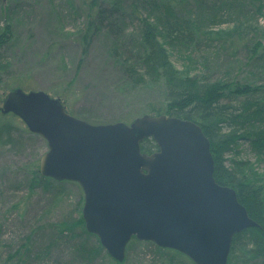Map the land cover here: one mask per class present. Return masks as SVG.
<instances>
[{
  "label": "rangeland",
  "instance_id": "obj_1",
  "mask_svg": "<svg viewBox=\"0 0 264 264\" xmlns=\"http://www.w3.org/2000/svg\"><path fill=\"white\" fill-rule=\"evenodd\" d=\"M91 1L0 2V110L7 93L16 88L58 98L69 114L91 124H130L150 115L149 105L164 108L163 82L148 81L134 89L122 73L123 58L117 50L127 55L130 49L129 36L137 26L130 5L136 0L95 1L105 10L103 25L110 29L101 27L84 55L82 33L88 21L97 19ZM169 1L177 16L205 24L186 42L192 44L171 54L178 71L210 81L264 85V60L250 56L255 43L264 46V0ZM120 4L122 11L114 12ZM121 13L123 21L117 18ZM214 16H222L223 23L209 25ZM116 43H121L117 49ZM6 122L25 132L18 117L0 111V124ZM46 151V141L39 136L21 151L0 146V264L193 263L186 256L173 259L171 252L136 239L125 259L114 261L80 224L84 194L77 183L50 181L45 186L33 181ZM219 156L225 180L230 181L225 182L246 189L245 203L264 225V156L254 154L246 141ZM256 243L253 234L240 236L233 243L230 263L264 264Z\"/></svg>",
  "mask_w": 264,
  "mask_h": 264
},
{
  "label": "water",
  "instance_id": "obj_2",
  "mask_svg": "<svg viewBox=\"0 0 264 264\" xmlns=\"http://www.w3.org/2000/svg\"><path fill=\"white\" fill-rule=\"evenodd\" d=\"M0 111L46 141L39 174L81 187L85 229L116 262L135 238L194 264H227L234 235L259 227L235 190L215 181L209 140L192 121L142 115L130 124H91L60 99L19 88ZM147 138L157 146L151 154L140 148Z\"/></svg>",
  "mask_w": 264,
  "mask_h": 264
},
{
  "label": "trees",
  "instance_id": "obj_3",
  "mask_svg": "<svg viewBox=\"0 0 264 264\" xmlns=\"http://www.w3.org/2000/svg\"><path fill=\"white\" fill-rule=\"evenodd\" d=\"M95 1H91L90 10L97 19L87 22L81 36L84 55L93 44L94 36L101 27H104L106 12L98 7ZM130 8L137 21L134 33L129 36L132 42L127 43L130 45V49L127 55L124 52L120 53L119 49L117 50L119 56L123 58L121 68L127 86L135 89L148 81L163 82L164 108L149 105L147 111L152 116L177 117L192 121L201 127L210 143V153L214 160L213 177L215 181L219 185L234 189L238 201L245 207L248 216L257 222L245 203L246 189L227 185L226 182L230 181L225 180L219 153L229 152L238 145V142L246 141L254 154L264 156V85L242 84L235 80L225 79L210 81L198 74L191 75L184 71H178L170 60L171 54L178 52L181 47H188L189 44H192L186 42L191 40L193 34L201 32L205 24L203 25L199 19L197 22L195 19H184L177 16L174 5L169 0H136L130 5ZM122 9L120 4L112 10L118 12ZM122 16L121 13L117 18L123 21ZM212 18L209 25L223 23L222 16ZM104 28L109 30L110 25ZM124 32L126 31L123 29L121 34L123 37L126 36ZM120 44L116 43V49ZM114 51L116 52L115 49ZM259 51L261 54H258ZM250 56H252V60L258 58L264 60L263 44L255 43ZM79 119L88 122L84 118ZM33 136L37 135L29 132L27 128L23 133L17 131L11 122L0 124V146L21 151ZM140 148L145 154H151L157 150L155 142L150 138L144 139ZM33 181L48 186L50 181L54 180L36 172L33 174ZM80 224L85 232L82 218H80ZM258 225L259 227L248 228L234 235L227 264H231L229 259L233 243L240 236L246 234L255 236L260 257H264V225L259 223ZM165 250L173 254V259L185 258L177 251Z\"/></svg>",
  "mask_w": 264,
  "mask_h": 264
}]
</instances>
